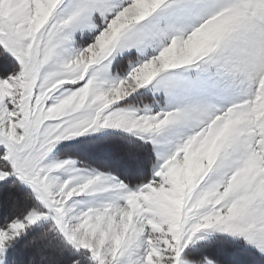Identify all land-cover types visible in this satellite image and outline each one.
I'll use <instances>...</instances> for the list:
<instances>
[{"label":"snow or ice","instance_id":"obj_1","mask_svg":"<svg viewBox=\"0 0 264 264\" xmlns=\"http://www.w3.org/2000/svg\"><path fill=\"white\" fill-rule=\"evenodd\" d=\"M0 264H264V0H0Z\"/></svg>","mask_w":264,"mask_h":264}]
</instances>
